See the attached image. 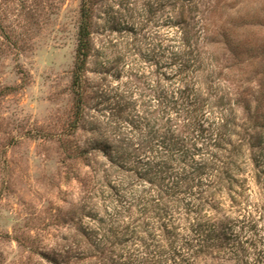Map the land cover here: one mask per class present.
I'll return each mask as SVG.
<instances>
[{
    "label": "rangeland",
    "instance_id": "1",
    "mask_svg": "<svg viewBox=\"0 0 264 264\" xmlns=\"http://www.w3.org/2000/svg\"><path fill=\"white\" fill-rule=\"evenodd\" d=\"M91 1L75 127L81 0H0V264H264V0ZM181 64V89L211 86L202 127L221 111L241 144L233 196L209 210L222 248L206 207L158 209L93 148L145 136L157 81Z\"/></svg>",
    "mask_w": 264,
    "mask_h": 264
},
{
    "label": "trees",
    "instance_id": "2",
    "mask_svg": "<svg viewBox=\"0 0 264 264\" xmlns=\"http://www.w3.org/2000/svg\"><path fill=\"white\" fill-rule=\"evenodd\" d=\"M91 3V0H81L80 5L72 74L75 127L82 116L83 73L90 50ZM182 66L181 64L175 70L170 77L173 81L166 87L157 81L154 96L157 116L152 119L145 136L142 135L137 143L125 138L107 139L97 142L93 148L104 153L111 167L126 172L130 177L124 181L126 186L133 188L138 185L142 192H148L146 201H150L158 209L183 205L189 212L193 210L198 215L206 207L204 239L206 242L216 240L222 248L223 238L227 233L223 223L226 217L212 215L209 210L225 197L231 198L235 176L239 173L237 146L241 144L233 142L232 138L238 132L235 126L229 125L231 121L224 118L225 114L221 111L213 117L211 125H214L211 129L202 127L214 112L211 86L204 88L198 83L196 88L187 86L181 89L183 78L177 75ZM209 82L210 80H206L204 83ZM183 105L184 110H181ZM208 108L210 110L202 112ZM181 112L187 113L182 118L187 132L183 138L177 133L175 124ZM244 112L249 114V110ZM258 138L263 140V134H259ZM124 182L122 181L123 190L126 188ZM108 185H112L110 181ZM112 187L116 188V185L113 184ZM180 193L184 196H180ZM209 244L211 243H205L201 247L208 249Z\"/></svg>",
    "mask_w": 264,
    "mask_h": 264
}]
</instances>
